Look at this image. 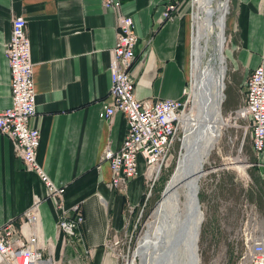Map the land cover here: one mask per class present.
<instances>
[{
  "label": "crops",
  "instance_id": "obj_1",
  "mask_svg": "<svg viewBox=\"0 0 264 264\" xmlns=\"http://www.w3.org/2000/svg\"><path fill=\"white\" fill-rule=\"evenodd\" d=\"M174 1L120 0V11L133 17L138 35L130 67L138 98H183L188 89L197 22L190 0L165 18V6ZM16 15L26 17L31 41L38 109L33 124L41 131L38 160L51 180L66 188V207L81 205V240L85 247L97 248L101 264L105 242L124 228L127 208L139 206L147 189L142 156L140 173L125 192L111 186L110 162L103 159L108 148L121 147L127 131L124 113L110 120L101 116L111 86L117 13L104 7L103 0H0V109L12 105L5 45ZM228 28L224 55L245 92L251 71L264 65V0H232ZM252 152L253 181L260 185L252 219L264 233V149L259 157ZM39 197L43 237L53 239L58 253L64 243L57 232L58 209L39 175L25 168L10 138L0 132V224L13 218L20 223L21 214Z\"/></svg>",
  "mask_w": 264,
  "mask_h": 264
},
{
  "label": "built area",
  "instance_id": "obj_2",
  "mask_svg": "<svg viewBox=\"0 0 264 264\" xmlns=\"http://www.w3.org/2000/svg\"><path fill=\"white\" fill-rule=\"evenodd\" d=\"M177 2H169L165 6V18L176 14ZM103 5L117 13V34L115 45L110 49L111 86L101 116L110 120L117 112H122L127 119V131L121 147L117 150L108 148L103 159L110 162L111 186L125 192L130 181L140 173L139 156L144 158L143 176L147 189L144 200L139 204L143 211L153 186L174 156V144L188 112L189 91L185 90L183 98H138L135 79L130 73L138 41L134 19L120 11V0H103ZM5 54L11 72L12 105L0 109V132L10 138L15 155L21 158L25 168L35 171L44 183L47 198L59 212L58 236H63V245H66L68 240L80 237L79 227L84 221V213L80 204L66 207V188L55 184L38 160L41 131L33 124L38 109L31 41L24 15L12 17L11 36L5 45ZM236 114L247 121L252 148L259 157L264 149L263 64L256 66L247 77L243 104ZM216 171L214 168L204 176ZM41 203L42 198H37L20 216V223L13 218L0 224V264H57L53 239L43 237ZM135 210L134 206L127 208L124 228L129 224L126 219ZM121 231L113 232L107 242L113 250L121 245ZM242 240L244 255L239 264H247L243 262L244 258L248 264H264V233L249 219L243 226ZM113 262L117 264V261Z\"/></svg>",
  "mask_w": 264,
  "mask_h": 264
},
{
  "label": "rangeland",
  "instance_id": "obj_3",
  "mask_svg": "<svg viewBox=\"0 0 264 264\" xmlns=\"http://www.w3.org/2000/svg\"><path fill=\"white\" fill-rule=\"evenodd\" d=\"M177 1V7H181L189 0ZM190 2L192 3L193 0ZM229 6L224 32L225 43L223 44L225 55L231 38L228 19L232 10V0H229ZM209 49H212V44ZM226 61V88L224 90L226 96L220 108L223 119L222 133L203 165L204 172L213 171L214 168L217 171L211 172L209 176L207 175L208 177L203 175L199 179V198L204 215L199 239L201 258L199 264H239L244 255L242 229L248 219L255 223V220L252 219L255 212L253 199H259L260 185L255 186L250 168L253 166L254 154L247 121L236 114L240 104H243L245 92L240 90L237 83L238 74L233 73L229 60L226 59ZM190 63L191 57L188 66L189 82L187 88L189 95L187 99L189 104L187 111L195 110L193 93L197 90L194 84L192 86ZM193 81L196 82V77ZM184 128L185 125H183L180 136L174 144V156L171 163L169 167L163 170L159 180L153 186L144 210L142 211L140 206H137L135 212L128 216L126 222L129 224L121 231V245L116 250L107 246L106 243L112 236L108 238L103 246L104 257L101 264H111L110 261L114 264L113 261L115 260L117 264H131L133 258H135L136 263H141V256L134 255V251L137 250L139 241L148 228L147 223L152 219L155 205L162 197L163 191L176 169L179 156L185 149L183 145L186 133ZM233 162L235 163L233 164ZM237 165L245 166L246 172L239 171L235 167ZM211 178H213L212 181H210ZM23 215L24 213L21 214V216ZM47 252L48 249H46V255ZM97 256L96 247L87 248L81 237H76L68 240L67 244L60 248V252H56L55 260L57 264H100L97 261ZM243 262L248 264L247 258H244Z\"/></svg>",
  "mask_w": 264,
  "mask_h": 264
},
{
  "label": "bare ground",
  "instance_id": "obj_4",
  "mask_svg": "<svg viewBox=\"0 0 264 264\" xmlns=\"http://www.w3.org/2000/svg\"><path fill=\"white\" fill-rule=\"evenodd\" d=\"M192 4V15L197 22L191 61L192 86L194 84L197 87L193 93L195 110L191 109L185 114V149L180 154L176 169L155 205L152 219L147 223L148 228L134 251V255L141 256L140 264H156L164 249L179 238L182 242L176 251V260L172 254V262L168 264H199L201 260L199 239L204 220L203 211L201 210L200 216H192L188 223L186 213H193L190 187L205 175V160L222 133L220 108L226 96L224 90L227 69L223 44L226 15L230 6L229 0H193ZM194 77L196 82L193 81ZM235 167L246 172L243 165ZM130 263L138 264L135 258Z\"/></svg>",
  "mask_w": 264,
  "mask_h": 264
},
{
  "label": "water",
  "instance_id": "obj_5",
  "mask_svg": "<svg viewBox=\"0 0 264 264\" xmlns=\"http://www.w3.org/2000/svg\"><path fill=\"white\" fill-rule=\"evenodd\" d=\"M192 175V173L190 174ZM190 202L192 203V215L186 213V222L188 223L192 216H200L201 213V204L199 198V181L196 180L192 183L190 187ZM159 237V236H158ZM160 238V237H159ZM177 237L175 236L174 239ZM182 240L179 238L174 243H171L168 247L164 249V253L161 258L156 260V264H168L170 261L172 262V254L174 255L173 258L176 260V251L181 244Z\"/></svg>",
  "mask_w": 264,
  "mask_h": 264
},
{
  "label": "trees",
  "instance_id": "obj_6",
  "mask_svg": "<svg viewBox=\"0 0 264 264\" xmlns=\"http://www.w3.org/2000/svg\"><path fill=\"white\" fill-rule=\"evenodd\" d=\"M143 199H144V197H143Z\"/></svg>",
  "mask_w": 264,
  "mask_h": 264
}]
</instances>
